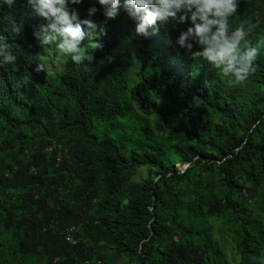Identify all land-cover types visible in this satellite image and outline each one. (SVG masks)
Instances as JSON below:
<instances>
[{"label": "trees", "instance_id": "1", "mask_svg": "<svg viewBox=\"0 0 264 264\" xmlns=\"http://www.w3.org/2000/svg\"><path fill=\"white\" fill-rule=\"evenodd\" d=\"M31 12L17 0L21 32L0 24L20 50L0 65V264H257L264 50L248 82L229 87L170 42L179 30L137 35L122 10L94 17L106 34L84 71L43 51ZM244 20L252 44L264 40V0H243L232 23ZM36 54L50 57L49 74L35 71ZM72 225L77 244L65 238Z\"/></svg>", "mask_w": 264, "mask_h": 264}, {"label": "clouds", "instance_id": "2", "mask_svg": "<svg viewBox=\"0 0 264 264\" xmlns=\"http://www.w3.org/2000/svg\"><path fill=\"white\" fill-rule=\"evenodd\" d=\"M243 0H92L82 18L85 0H24L26 8L40 22L34 26L33 36L45 53L49 49L56 57L84 71L95 62L94 52L103 48L96 39L106 34L94 17L101 13L104 24L117 19L123 10L135 25L137 35L148 36L158 25L179 30L175 46L186 55L202 58L216 70L229 87L245 85L257 70L256 61L264 50V40L255 45L248 39L256 25L244 20L232 23ZM17 0H0V24L8 22L12 32L19 34L20 25L13 14ZM181 25L187 27L181 29ZM88 44L81 46L85 39ZM198 49V51H197ZM20 50L8 43V36L0 32V65H15ZM35 71L49 74L50 57L36 54ZM257 264H264V256Z\"/></svg>", "mask_w": 264, "mask_h": 264}, {"label": "built area", "instance_id": "3", "mask_svg": "<svg viewBox=\"0 0 264 264\" xmlns=\"http://www.w3.org/2000/svg\"><path fill=\"white\" fill-rule=\"evenodd\" d=\"M78 228L74 225L68 227L65 229V238L68 242H70L71 244H77L79 239L75 236V234L77 233ZM96 264H106L103 260L101 259H97L95 260ZM83 264H94L93 261L91 260H87L85 261Z\"/></svg>", "mask_w": 264, "mask_h": 264}, {"label": "rangeland", "instance_id": "4", "mask_svg": "<svg viewBox=\"0 0 264 264\" xmlns=\"http://www.w3.org/2000/svg\"><path fill=\"white\" fill-rule=\"evenodd\" d=\"M85 9V6L84 5H82L81 6V12L83 11ZM51 62V61H50ZM53 62V64L54 63H56V61L55 60H53L52 61ZM181 167V166H180ZM183 168V167H182ZM146 171H147V168H144L140 173H139V175L136 177V179H139L140 177H142V176H144L145 174H146ZM227 247H228V254H229V258L232 256V254H233V251H232V249H233V247H232V243L231 242H227Z\"/></svg>", "mask_w": 264, "mask_h": 264}]
</instances>
